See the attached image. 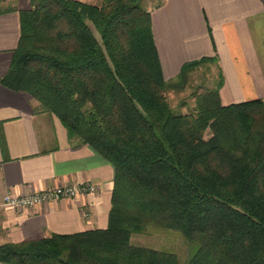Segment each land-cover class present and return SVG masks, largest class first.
Returning a JSON list of instances; mask_svg holds the SVG:
<instances>
[{
	"label": "trees",
	"instance_id": "16d2710c",
	"mask_svg": "<svg viewBox=\"0 0 264 264\" xmlns=\"http://www.w3.org/2000/svg\"><path fill=\"white\" fill-rule=\"evenodd\" d=\"M143 1L29 0L18 11L0 85L36 100L70 140L112 165L114 179L106 228L1 244L0 262L181 264L131 242L155 227L193 246L185 264H264V101L223 105L218 70L194 111H175L165 93L216 58L187 62L165 80Z\"/></svg>",
	"mask_w": 264,
	"mask_h": 264
},
{
	"label": "crops",
	"instance_id": "0c3cea01",
	"mask_svg": "<svg viewBox=\"0 0 264 264\" xmlns=\"http://www.w3.org/2000/svg\"><path fill=\"white\" fill-rule=\"evenodd\" d=\"M160 2L149 10L165 80L176 78L187 62L215 57L223 105L264 101V0ZM9 8L16 10L1 12ZM29 8V0H0V78L18 43V11ZM38 108L31 96L0 85V245L108 225L114 168L87 144L70 140L58 119ZM89 183L97 187L95 193L34 208L2 205L7 194Z\"/></svg>",
	"mask_w": 264,
	"mask_h": 264
},
{
	"label": "rangeland",
	"instance_id": "374dc122",
	"mask_svg": "<svg viewBox=\"0 0 264 264\" xmlns=\"http://www.w3.org/2000/svg\"><path fill=\"white\" fill-rule=\"evenodd\" d=\"M158 1L159 0H144L143 4L144 7L149 10V8L155 5ZM101 2L102 0H92L91 3L100 4ZM217 77L218 69L216 63H205L190 72L185 87L180 90H170L165 93V97L169 105L175 111L182 113L192 112L195 107L196 95L204 92L206 89L212 88L217 80ZM95 188L97 190L96 186ZM131 242L135 245L173 252L176 254L181 264H185L187 262L193 250V246L187 242L179 232L158 229L155 227H148L143 233L133 235Z\"/></svg>",
	"mask_w": 264,
	"mask_h": 264
},
{
	"label": "built area",
	"instance_id": "2783aa9c",
	"mask_svg": "<svg viewBox=\"0 0 264 264\" xmlns=\"http://www.w3.org/2000/svg\"><path fill=\"white\" fill-rule=\"evenodd\" d=\"M95 191V186L91 184L58 186L30 195L12 196L7 194L3 198L2 205L14 209L34 208L50 201L74 198L79 194L93 193Z\"/></svg>",
	"mask_w": 264,
	"mask_h": 264
}]
</instances>
